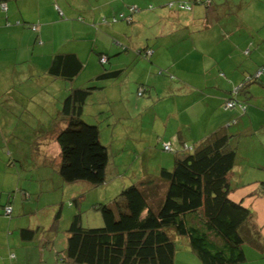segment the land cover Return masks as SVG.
Instances as JSON below:
<instances>
[{
  "label": "crops",
  "instance_id": "obj_1",
  "mask_svg": "<svg viewBox=\"0 0 264 264\" xmlns=\"http://www.w3.org/2000/svg\"><path fill=\"white\" fill-rule=\"evenodd\" d=\"M58 1L8 0L3 4L0 3V202L4 195L5 177L8 174L6 172L10 171L15 165L14 162L11 163V159L14 158V161H16L22 159L23 156L26 157L24 152L21 153L19 146L13 148L12 142H14L13 138L16 136L14 134L7 136L6 128H13V130L18 128L21 132L26 127L35 130L42 127L50 128L51 126L53 128L57 122H61L59 113L63 99L72 87L79 86L76 80L83 70L71 81L55 77L48 72L52 57L56 52H74L82 58L81 50L77 46L78 43L70 44L69 42V18L65 19L63 17L65 13L74 15L72 13L75 11L71 12V8L65 2L64 6H61ZM113 1H105L108 9L104 11L105 13L111 11L108 7L113 5ZM248 1H250L249 5L252 7L244 9V14L240 13L241 7L245 6ZM263 3L264 0H216V2L210 0L209 5L201 4L207 9H196L194 8L196 5H194L188 10L168 11L167 15L175 20L174 32L191 27L197 34V27L200 24V27L204 26L208 33V31L217 27V24H214L215 20L219 25L225 27L228 39H223L220 44L216 45L211 43L208 37L201 38L200 36L195 39L193 53L199 55L192 58L190 57L192 53H187V58L190 60V64H198L197 68L194 66L191 69L198 78L193 75L194 81L183 79L181 82L168 83V87L163 91L164 94L161 95L158 89L154 88V92H152V89L148 86L151 96L152 93L154 96L148 104L153 106V108L151 107V110H153L151 115L153 117L151 120L152 128L143 126V116L140 122L141 128L147 130L145 134L149 136L150 132L153 136L155 133L159 141H170L176 149L180 147L183 141L190 143V141L199 140L221 127H227L231 134L236 135L234 136V142L238 147L237 164L232 173L234 186H244L246 191L253 188L250 195L258 192L256 197H264V185L262 184L264 179L251 178L247 174L240 176L244 171L242 161L249 158L247 157L249 153L243 152L241 145L245 142L246 136L254 135L264 128V72L258 81L249 82L248 93L241 92L239 94V99L246 102L247 107L245 110L240 107L226 108L224 102L229 97L231 90L239 87L249 74H255L264 65V60L256 62L258 60H256V55L253 54V49L264 53V7H261ZM219 6L222 7L218 8ZM88 14L93 15L95 18L101 15L97 16L95 11L91 10L88 11ZM79 25L80 29L78 30L73 27L74 32L81 35L84 31L88 33L87 37L94 38V42H97L98 37L103 34L101 29H89V27ZM104 27L114 28L115 25L111 23ZM82 28L83 30H81ZM86 29H89V32ZM184 36L187 35L184 34ZM219 45H222V47L217 49H222V53H224L221 58L215 56V53L213 54L214 48L219 47ZM108 48H110V45ZM206 48L211 50L208 51ZM202 49H206L207 52L204 53ZM155 51L154 49L151 51L150 58L152 61H154L153 54ZM237 55L240 59L235 58ZM147 64L149 65V63ZM109 69L121 68H116L115 64L111 63ZM186 70L189 71V68H186ZM99 73L101 71H97L87 81L99 80L97 78ZM121 77L122 75L115 79L106 78L96 81L95 85L99 87L96 91L104 92L108 96L109 89L114 91L123 86V84H117L116 82ZM127 91L115 94L117 97L127 95ZM240 95H243V97ZM257 98L261 99L262 105L250 101L257 100ZM101 101L110 102L107 98H103ZM144 105V110H146L147 104ZM159 105L160 109H158ZM132 114V110L126 108V115H124L126 119L132 120ZM128 123L130 122H127L125 126L128 132L138 125ZM52 131H46L44 134L38 135L42 137L31 138L29 144L32 149L34 148L33 144L38 143L40 145L38 151L35 152L33 149L32 152L34 154L40 153L39 159H36V167L39 166L40 168L35 166L34 168L44 175L45 179L43 181L46 182L50 179L55 184L54 178H57L56 182L63 186L57 172L51 168V162L55 158L53 154L60 155V146L54 140ZM157 131L158 134H156ZM25 139L28 138L25 137ZM17 140H19V136ZM20 140H23V138ZM7 149L9 150L7 151ZM260 151L261 156L264 158V146ZM43 167L46 169L41 170ZM45 174H48V176ZM162 188L164 192V185ZM248 195L244 194L240 199L232 197L243 200L246 206L252 207L254 199L247 202ZM25 207L28 208L23 207V212L33 211L31 205H25ZM259 209V211H254L252 221L253 237L249 243L251 244L252 250L250 253L252 257L261 258L262 264H264V222L260 220L262 217L261 204ZM16 218V220L10 221V227L13 221L16 222L17 228L30 226L23 224L22 217ZM0 220V223H2L1 236L3 238L1 245L6 249L3 254L0 253V264L1 260L5 264H32L30 261L31 255L27 254L28 252H25L26 254L22 252L16 254L13 251H16L13 243L16 242L15 245L18 244L19 247L26 244L29 246V242H33L37 237L35 236L33 240H24L14 233L12 235L11 233L7 234L6 227L3 224L9 222L8 219L0 217ZM49 239L48 241L54 246L55 237L52 236ZM13 240L14 242H11ZM10 253L11 255L15 253L16 257L10 259ZM57 253H55L56 258ZM250 253H247V259ZM42 261L40 264H42ZM180 263L187 264L185 261Z\"/></svg>",
  "mask_w": 264,
  "mask_h": 264
},
{
  "label": "trees",
  "instance_id": "obj_2",
  "mask_svg": "<svg viewBox=\"0 0 264 264\" xmlns=\"http://www.w3.org/2000/svg\"><path fill=\"white\" fill-rule=\"evenodd\" d=\"M6 1L0 0V3ZM209 3L210 0L170 1L168 6L178 10L183 9L181 4L192 8ZM154 8L152 4L149 6V9ZM138 10L139 6L132 5L129 14L121 13L122 18L115 15L110 21L104 16V22L112 23L119 19L132 22L133 14ZM79 18L82 19L81 16ZM123 49L127 47L123 46ZM152 50L147 47L137 54L151 57ZM97 54L103 65L110 61L107 53L97 51ZM103 57H106L105 61H102ZM84 66L85 63L76 53L56 52L48 72L71 81ZM259 69L263 73L264 65ZM124 71L123 68H104L97 75L99 80H95L115 79ZM261 74H249L239 87L231 90L224 106L245 110L246 102L239 99V94L248 93L249 82L258 81ZM147 86L140 84L139 95L149 90ZM98 88L95 84L72 87L62 101L59 113L61 122H57L53 128L33 129L32 139L54 129L52 134L60 146V155L52 160L51 166L54 162L64 186L85 182L92 187H108L120 174L110 167L108 146L101 141L99 126L82 118L89 97ZM229 101L235 105L227 107ZM234 136L227 127H221L199 140L190 143L183 141L177 149L170 141L161 140L163 150L174 151V167L169 169L161 166L158 174H144L140 180L122 185L109 203L98 202L93 205L101 212L104 221L102 226H84L81 201L85 194L74 198L70 204L76 203L78 211L67 229V246L61 258L57 251V263L175 264L177 240H184L190 245L203 264L245 262L247 253L244 246L253 237L255 212L243 200L231 196L236 188L232 173L238 158ZM165 143H169V149H165ZM39 146L38 143L33 144L35 151L39 150ZM9 197L6 202H0V207H4V214L13 219L15 210ZM29 197L26 194V198ZM61 217L60 206L54 213L51 229L56 228ZM19 229L24 240H33L39 230L32 226H20ZM11 257L15 258V253Z\"/></svg>",
  "mask_w": 264,
  "mask_h": 264
},
{
  "label": "rangeland",
  "instance_id": "obj_3",
  "mask_svg": "<svg viewBox=\"0 0 264 264\" xmlns=\"http://www.w3.org/2000/svg\"><path fill=\"white\" fill-rule=\"evenodd\" d=\"M105 1L107 2L108 0H59L58 2L61 6H64L65 2L67 6L71 8V12L73 10L75 11L72 13L74 15H67V13H65L63 17L65 19L69 18V42L70 44L78 43L77 46L79 50H81V59L85 63V68L76 80L77 85H94L96 81H87L90 76L97 71H104V68L108 69L111 63H114L116 68H124L125 70L122 77L116 81L117 84H123V86L114 91L109 89L108 96L105 95L104 92H93L85 105L82 116L86 122L99 126L101 141L104 145L108 146L110 167H112L114 171L117 170L118 173H120L119 176L116 177L114 182L108 187L105 185L92 187L85 182H76L66 184L65 186L62 184L63 186H61L59 182H56L57 178H54L55 184H53L50 179L45 182L43 181L44 175L34 168V166L36 167L37 165L36 159H39L40 153L34 154L32 152L34 148L32 149L29 144L33 129L31 130L26 127L23 128L21 132L18 128L14 130L13 128H6L7 136L13 134L16 136L13 138V148L14 146H19L21 153L24 152L26 157L23 156L22 159L16 161H14V158L11 159V162H14L15 165H13L10 171L8 170V172H6V174L8 173L7 175L5 174L6 182L1 203L6 202L9 195H12V197L10 196L9 198H12L15 211L13 213V219H10L9 216L4 214V207H0V217L6 218L9 221L3 224L4 227H6L7 234L11 233L12 235L14 233L17 237L20 236V227L17 229L16 222L13 221L10 227V221L16 220V217H22L23 224L39 229L36 233L37 239L33 242H29V246L26 244L25 246L19 247L18 244L15 245L16 242H14V240L11 241L14 242L13 245L16 251H13L16 252V254L28 252L27 254L31 255L30 261L32 264H40L41 260H43L42 264H71L69 262L57 263L55 253L59 251L58 257L61 258L63 251L66 249L68 239L67 229L74 214L78 211L76 203L73 205L70 204V201H74V198L85 194L81 201L84 226L99 227L103 225L104 221L101 212L96 210L93 205L98 202L109 203L122 185L128 183V185H130L132 182L140 180L144 174H158L161 166H165L169 169L174 167V151L163 150L161 141L157 139V135H155L154 131L153 136H151L150 132L148 136L145 134L147 130L141 128L140 122L142 116L144 121L143 126L152 128L151 120L153 117H151V115L153 114V110L151 109L153 106L148 104L152 101L154 96L153 93L151 96L149 90H147L144 95H139L138 89L140 84L150 86L152 92H154V88L158 89L161 95L164 94L163 91L168 87V83L173 84L175 81L181 82L183 79H188L189 81L193 80V75L196 76V73L192 72L191 69L194 66L197 68L198 64H190L187 55L192 53L190 56L192 58H194L195 55H199L193 53L195 39L200 36L201 38L208 37V40L214 45L220 44V41L223 39H228V37H226L227 33L225 32V27L219 25L215 20L214 24H217V27L214 30L208 31V33L204 26L200 27V24L199 27H197V34L191 27L174 32L175 28L173 29V26L175 20L171 18L170 15H167V13L168 11L176 12L178 10L176 7H169L168 3L170 1L192 2V0H114L112 2L113 5L108 7L111 10L108 13L104 12L108 10ZM249 2L250 1H248L245 6L241 7L240 13L244 14V9H250V7H252L249 5ZM151 4L154 5V9H149ZM132 5H137L140 8L139 11L133 14L134 20L132 22H128L126 19H119L117 22H112L113 25H115L114 28L104 27L107 24H111V22H104V16H106L109 21L115 15L122 18L121 13L125 12L129 14V7ZM221 7L222 6H219L218 8ZM261 7H264V3ZM194 8L207 9L203 5H196ZM90 10L95 11L97 16L101 14L100 17L95 18L93 15H89L88 11ZM80 16L82 19H79ZM79 24L89 27V29H101L103 34L98 37L97 42H94L93 37H87L88 33L82 31L80 35L74 32L73 27H75V30H78L80 29ZM83 28L81 30H83ZM89 29L86 30L89 32ZM184 34L187 36H184ZM109 45L110 48H108ZM123 46L127 47V49L124 50ZM147 47L156 50L153 54L154 61H152L149 56L146 57L137 54L138 50ZM221 47L222 45H219V47H215L213 51V54L215 53V56L219 58L224 55L222 49H217ZM206 49L208 51L211 50L210 48ZM205 50H203L204 53L207 52ZM97 51L107 53L110 57V61L103 65L99 60ZM253 54L256 55V60H258L256 62L264 60L263 52L253 49ZM206 56L208 57L209 55ZM238 57L239 55L235 58L237 59ZM146 63H149L150 66L148 64L146 65ZM186 68H189V71L186 70ZM196 77L198 78V76ZM125 90H128L127 95L116 96L115 93L124 92ZM240 96L243 97V95ZM103 98L109 99L110 102L101 101ZM250 101L255 103L258 102L260 105L263 103L261 99L258 98L257 100ZM145 103L147 104L146 110H144ZM126 108L132 110V120H128L126 116H124L126 115ZM158 109H160V105ZM127 122H130L128 124L138 125L128 132L125 127ZM232 128L234 129V127ZM156 134H158V131ZM18 136L19 140H17ZM25 137H28V139H25ZM22 138L23 140H20ZM245 139L241 148L243 152L249 153L247 154L249 158L242 161L244 171L240 176L247 174L248 177L251 178L264 179V158L261 156L260 151L264 146V128L254 135L246 136ZM8 150L9 149H7V151ZM53 155H55L53 156L55 158L58 157L56 154ZM55 162H57V160H55ZM36 168L40 167L37 166ZM51 168L57 172L54 162ZM42 169L46 168L43 167L41 170ZM45 175L48 176V174ZM43 182L45 183L41 186ZM252 190L253 188L246 191L244 186L241 187L236 185V188L231 192V196L240 199L244 194H249L247 202L254 199L251 207L253 211H259V205H262V217L260 220L264 222V197H256L258 192L250 195ZM26 194H29L30 197L26 198ZM29 204L33 207V211L27 210L23 212L22 208H28L25 207V205ZM60 206L62 209V217L56 228L51 229L54 221V213L57 212ZM18 220L20 219L18 218ZM1 224L2 223H0V253L3 254V251L6 249L1 245L3 242ZM52 236L55 237L54 246L48 241ZM46 242H48V244H46ZM244 247L249 254L252 250L251 244L246 242ZM177 253L178 260L175 264H182L180 263L182 261H185L187 264H203L196 252L192 250L190 245L184 242V240H177ZM10 255V259H13ZM262 263L263 261L261 258L252 257L250 253L249 258L242 264ZM1 264H5L3 260H1Z\"/></svg>",
  "mask_w": 264,
  "mask_h": 264
},
{
  "label": "built area",
  "instance_id": "obj_4",
  "mask_svg": "<svg viewBox=\"0 0 264 264\" xmlns=\"http://www.w3.org/2000/svg\"><path fill=\"white\" fill-rule=\"evenodd\" d=\"M181 8H183V9H190L191 8V6H189V5H186V4H181ZM133 9H136L135 7L133 8ZM106 60V57H103L102 58V61H105ZM262 73V70H258L257 71V74L258 75H260ZM235 105V103L234 102H232V101H229L227 104H226V106L227 107H232V106H234ZM169 143H165V149H169Z\"/></svg>",
  "mask_w": 264,
  "mask_h": 264
}]
</instances>
